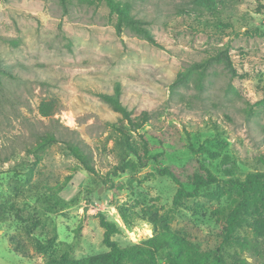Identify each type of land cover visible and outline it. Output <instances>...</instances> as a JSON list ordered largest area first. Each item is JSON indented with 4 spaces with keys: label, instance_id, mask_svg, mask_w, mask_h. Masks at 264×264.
Instances as JSON below:
<instances>
[{
    "label": "rangeland",
    "instance_id": "374dc122",
    "mask_svg": "<svg viewBox=\"0 0 264 264\" xmlns=\"http://www.w3.org/2000/svg\"><path fill=\"white\" fill-rule=\"evenodd\" d=\"M0 0V199L8 208L0 226V264H57L109 251L105 217L120 228L122 247L143 245L171 231L223 264H264V191L256 186L237 231L224 240L229 212L245 180L264 184V0H138L132 14L159 47L129 29L121 33L105 4L85 0ZM226 47L235 69L217 64L204 91L173 87L179 73ZM122 87L124 104L151 121L141 131L163 165L192 174L200 165L222 182L175 203L178 186L132 160L116 165L112 124L117 115L99 94ZM43 102L55 112L40 113ZM165 131L173 139L160 144ZM55 134L40 162L28 153ZM66 142L81 146L96 174L87 172ZM254 174H262L254 177ZM128 212V220L123 212ZM24 246L16 253L10 240ZM167 252L156 255L167 263ZM60 264V263H59Z\"/></svg>",
    "mask_w": 264,
    "mask_h": 264
},
{
    "label": "trees",
    "instance_id": "16d2710c",
    "mask_svg": "<svg viewBox=\"0 0 264 264\" xmlns=\"http://www.w3.org/2000/svg\"><path fill=\"white\" fill-rule=\"evenodd\" d=\"M64 5L67 0H60ZM90 5L105 4L110 13L116 17V28L119 33L124 29H129L137 35L144 38L151 45L159 47L155 35L147 28L146 24L137 19L133 14L135 3L138 0H85ZM144 1V0H143ZM217 0H193L197 6H203L207 9L213 8ZM217 64L225 65V68L234 73L235 69L231 60L230 53L226 47H219L212 51L211 55L201 61L195 63L185 71L178 74L173 87H183L194 84L198 91H204L206 87V79L209 70ZM8 74L7 69L3 66L0 58V84L3 75ZM101 99L107 103L113 112L118 116L117 121L112 124L111 140L113 141V153L116 160V165L113 168L112 174L118 175L125 173L131 164L132 160L141 168L147 167L151 162H154L157 167V172L161 176H167L173 180L178 186V191L175 197V203L183 199H194L201 195L202 190L209 188H217L222 182L213 172L203 165H200L192 174L184 175L183 169L172 168L171 166L163 165L161 158L157 154H153V146L146 133L141 131L151 121V114L148 111L136 113L130 110L123 102L122 87L118 83L115 86L112 94H99ZM40 113L44 117H49L54 114L55 105L53 102H43L40 105ZM160 144H165L173 137L167 132L162 131L156 137ZM60 140L55 134L43 136L36 146L30 148L28 153L36 158V163L42 159L44 154L51 146L59 143ZM70 153L84 166V169L92 174H96V169L90 161V157L80 145L74 142H66ZM254 177H261L262 174H254ZM259 179H247L242 182L244 193L242 199L237 206L229 212L225 219L223 234L224 240L228 241L237 231V228L242 220L243 214L246 212L251 200V191L256 186L264 191V184L258 185ZM126 220H128V212H123ZM8 208L6 203L0 199V226L7 221ZM101 224L104 233V243L109 248V251L90 256L83 259L67 258L57 264H157L156 255L160 251L167 252L166 264H223V257L215 252H207L195 244L187 242L171 231H160L147 240L143 245H135L130 247H122L117 241L113 240V236L120 233V228L114 222L102 218ZM12 249L22 255L29 257L24 249V246L16 238L10 240Z\"/></svg>",
    "mask_w": 264,
    "mask_h": 264
}]
</instances>
